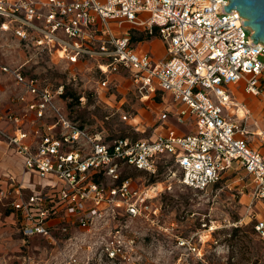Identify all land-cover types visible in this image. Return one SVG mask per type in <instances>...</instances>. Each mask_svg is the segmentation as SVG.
<instances>
[{
	"label": "built area",
	"instance_id": "1",
	"mask_svg": "<svg viewBox=\"0 0 264 264\" xmlns=\"http://www.w3.org/2000/svg\"><path fill=\"white\" fill-rule=\"evenodd\" d=\"M228 2L0 0V33L37 54L76 66L92 63L101 75L95 94L115 91L119 84L112 76L125 73L140 101L169 93L183 105L173 113L175 122L188 127L178 134L169 123L170 111L163 110L157 125L163 129L152 137L106 141L101 131L90 132L72 115L63 84L49 86L0 60V80L6 77L21 89L15 101L23 106L20 113H0V121L10 124L0 126V138L22 158L26 171L47 180L24 198V186L11 177L0 187V201L15 212L24 237L57 233L70 240L64 235L78 228L95 236L105 261L133 264L135 239L125 236L115 219L151 210H145L148 196L123 175L125 167L157 178L160 168L173 164L179 183L205 190L238 165L252 183L248 207L257 201L264 206V151L250 146L240 120L251 109L237 97V92H264V45L253 42L238 10H224ZM125 22L129 28H123ZM130 28L159 36L165 56L153 59L135 51ZM239 112L245 115L240 118ZM120 118L129 122L132 115L123 112ZM103 227L105 236L98 232ZM253 229L264 240V214L255 215Z\"/></svg>",
	"mask_w": 264,
	"mask_h": 264
},
{
	"label": "rangeland",
	"instance_id": "2",
	"mask_svg": "<svg viewBox=\"0 0 264 264\" xmlns=\"http://www.w3.org/2000/svg\"><path fill=\"white\" fill-rule=\"evenodd\" d=\"M246 31L249 32V28ZM0 60L21 67L24 73L36 76L49 86L63 84L67 94L77 97L76 119L84 122L90 132L101 131L106 141L117 137L143 139L154 134L147 127L135 131L128 121L120 118L123 112L133 115L136 106H145L137 97H127L115 113H111L114 109L104 106L100 98L108 94H104L105 91L100 93L101 97L95 94L101 81L95 67L80 69L57 56L37 54L7 32L0 33ZM123 75L127 77L126 73ZM3 87L7 104H10L14 88L5 84ZM132 91L128 89L130 94ZM237 95L241 94L237 92ZM244 98L249 99V95ZM263 116L264 92L256 95L251 115L240 120L247 130L250 146L261 151H264V136L256 134L254 121L256 119L262 128ZM175 169L173 164L162 167L161 176L157 178L131 167L123 170L124 176L131 177L133 187L148 196L145 210H151L144 216L115 219L123 234L135 239L133 264H264V240L253 229L255 215L260 217L264 213L259 201L248 207L252 183L245 169L236 165L226 170L219 182L205 190H194L179 183V171ZM151 187H156L154 196L148 194ZM155 207L157 211L153 213ZM0 212L2 216L8 214L1 202ZM98 232L105 236L108 228L103 227ZM64 236L71 239L54 233L52 238L30 236L22 243V235L11 228L2 243L7 264H110L99 253L98 241L92 233L72 228Z\"/></svg>",
	"mask_w": 264,
	"mask_h": 264
},
{
	"label": "crops",
	"instance_id": "3",
	"mask_svg": "<svg viewBox=\"0 0 264 264\" xmlns=\"http://www.w3.org/2000/svg\"><path fill=\"white\" fill-rule=\"evenodd\" d=\"M71 1V0H66ZM128 23H123V28H129ZM130 30V41L131 45L134 47L135 51L137 52H145L149 53L150 56L153 59L163 58L165 56V47L157 35H147L144 31L137 30V29H129ZM91 66H88L87 64H80V69L83 68V65L87 66V68L92 67V63H90ZM112 78L119 84L117 89L113 92L107 91V96L105 95L103 98L100 96V93H104V90H98L99 91V97L103 101L104 106L107 109H114L113 111H118L123 101L127 99L130 95L135 96L134 91L133 94H130L128 92V89L132 88L133 85L128 79V77H124L120 74H114ZM3 84L6 86H13L14 92H12L10 97V104H7V96L5 95ZM21 89L17 86H15L11 80L7 79L6 77H2L0 80V113L5 112H14V113H20L22 111V104H19L15 101V96L19 94ZM4 93V97H3ZM106 94V91L105 93ZM241 94L242 98L241 100L246 106H248L250 109H252V105L255 101L254 95H249V99L244 100V96L247 93L239 92ZM6 97V98H5ZM136 97V96H135ZM139 100V99H138ZM106 101V102H105ZM140 101V100H139ZM142 102V101H141ZM145 106H136L135 112L132 115V119L129 121V124L134 128H136L137 131L140 130V128H151L154 132H157L158 130H162L161 126L158 125V118L160 113L163 110L170 111L169 114V123L171 126H173L178 134H184L187 132V126H184L183 124H179L175 122V119L173 117V113L177 112L178 109L183 107L182 104L175 101L173 97L167 93V92H157L154 94V96L150 99H148L146 102H144ZM263 123V122H262ZM136 125V126H135ZM0 126L3 128L9 129L10 124L6 122L5 120L0 121ZM24 127H29L26 123ZM10 177L13 178L17 183L24 186L21 189V197H26V195L29 193V188L37 186L38 183H45L47 180H42L37 177L35 173L26 171L23 166L22 158L17 155L14 150L7 145V143L0 138V187L5 188L10 180ZM16 192V191H15ZM1 202V201H0ZM261 203V202H260ZM3 206H6V209L8 210V214H5L2 216L0 212V264H7V254L5 249H3V241L6 237V234L9 233V231L13 229H16L15 219L16 214L15 212L7 205H5L3 202H1ZM263 204H261L260 208L261 211H263ZM11 222V224H9ZM11 226V228H10ZM13 226V227H12ZM19 232V231H18ZM20 233V232H19ZM21 234V233H20ZM22 235V234H21ZM29 238H26L22 235V243L28 240Z\"/></svg>",
	"mask_w": 264,
	"mask_h": 264
},
{
	"label": "water",
	"instance_id": "4",
	"mask_svg": "<svg viewBox=\"0 0 264 264\" xmlns=\"http://www.w3.org/2000/svg\"><path fill=\"white\" fill-rule=\"evenodd\" d=\"M225 11L238 10L244 20L243 24L252 30L250 37L254 43L264 45V0H228Z\"/></svg>",
	"mask_w": 264,
	"mask_h": 264
},
{
	"label": "bare ground",
	"instance_id": "5",
	"mask_svg": "<svg viewBox=\"0 0 264 264\" xmlns=\"http://www.w3.org/2000/svg\"><path fill=\"white\" fill-rule=\"evenodd\" d=\"M242 96L239 95V99L241 100ZM239 115H240V118L243 117L245 114L244 112H239ZM255 126L257 128V131H256V134H262L264 136V123H262V128L260 127L258 121L255 119ZM159 186V184H158ZM155 189L156 187H151L149 190H148V194L151 195V196H154L155 195Z\"/></svg>",
	"mask_w": 264,
	"mask_h": 264
},
{
	"label": "trees",
	"instance_id": "6",
	"mask_svg": "<svg viewBox=\"0 0 264 264\" xmlns=\"http://www.w3.org/2000/svg\"><path fill=\"white\" fill-rule=\"evenodd\" d=\"M65 96H68V97H70L71 98V101L69 102V109H70V112L72 113V115H74L75 116V113L77 112L76 110H75V103L77 102V97H75L74 95H69V94H67V92H66V90H65ZM76 111V112H75ZM76 117V116H75ZM127 177H130V176H127ZM152 177V176H151Z\"/></svg>",
	"mask_w": 264,
	"mask_h": 264
}]
</instances>
